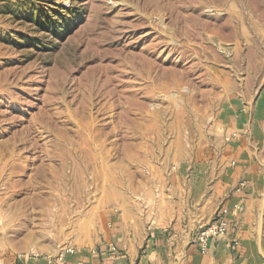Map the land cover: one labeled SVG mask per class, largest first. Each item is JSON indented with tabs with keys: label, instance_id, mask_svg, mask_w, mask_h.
<instances>
[{
	"label": "rangeland",
	"instance_id": "rangeland-1",
	"mask_svg": "<svg viewBox=\"0 0 264 264\" xmlns=\"http://www.w3.org/2000/svg\"><path fill=\"white\" fill-rule=\"evenodd\" d=\"M263 89L264 0H0V248L100 244Z\"/></svg>",
	"mask_w": 264,
	"mask_h": 264
},
{
	"label": "crops",
	"instance_id": "crops-1",
	"mask_svg": "<svg viewBox=\"0 0 264 264\" xmlns=\"http://www.w3.org/2000/svg\"><path fill=\"white\" fill-rule=\"evenodd\" d=\"M240 115L226 133L231 142L198 159L187 182L168 183V190L157 198L164 203L146 211L125 208L115 213L104 241L78 246L64 260L69 264H264V89L249 111ZM251 123L257 134H248ZM218 209L229 220L228 233L211 240L203 253L194 236ZM63 248L22 252L1 247L0 264H58ZM48 255L54 257L53 263Z\"/></svg>",
	"mask_w": 264,
	"mask_h": 264
},
{
	"label": "built area",
	"instance_id": "built-area-1",
	"mask_svg": "<svg viewBox=\"0 0 264 264\" xmlns=\"http://www.w3.org/2000/svg\"><path fill=\"white\" fill-rule=\"evenodd\" d=\"M228 229L229 220L227 219L225 211L221 209L218 211V213H216L214 219L210 223L199 227L194 236V243L196 244L197 248L204 253L207 251L210 241L225 236L228 233ZM112 248L115 247L112 246ZM76 251V247H64L61 253L58 255L59 262L57 263L69 264L64 260L65 256L67 254H74ZM48 259L50 263L54 262V257L52 255H48Z\"/></svg>",
	"mask_w": 264,
	"mask_h": 264
}]
</instances>
